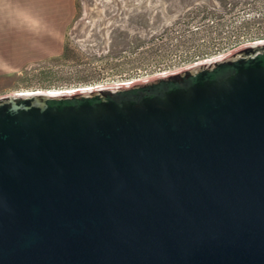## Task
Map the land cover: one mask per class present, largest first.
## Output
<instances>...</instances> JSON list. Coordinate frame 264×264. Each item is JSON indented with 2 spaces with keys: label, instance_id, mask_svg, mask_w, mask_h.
Returning <instances> with one entry per match:
<instances>
[{
  "label": "water",
  "instance_id": "95a60500",
  "mask_svg": "<svg viewBox=\"0 0 264 264\" xmlns=\"http://www.w3.org/2000/svg\"><path fill=\"white\" fill-rule=\"evenodd\" d=\"M0 264H264V43L1 98Z\"/></svg>",
  "mask_w": 264,
  "mask_h": 264
},
{
  "label": "rangeland",
  "instance_id": "374dc122",
  "mask_svg": "<svg viewBox=\"0 0 264 264\" xmlns=\"http://www.w3.org/2000/svg\"><path fill=\"white\" fill-rule=\"evenodd\" d=\"M256 40H264V0H78L61 47L0 70V99L146 81Z\"/></svg>",
  "mask_w": 264,
  "mask_h": 264
},
{
  "label": "crops",
  "instance_id": "0c3cea01",
  "mask_svg": "<svg viewBox=\"0 0 264 264\" xmlns=\"http://www.w3.org/2000/svg\"><path fill=\"white\" fill-rule=\"evenodd\" d=\"M78 0H0V70H20L61 47Z\"/></svg>",
  "mask_w": 264,
  "mask_h": 264
},
{
  "label": "built area",
  "instance_id": "2783aa9c",
  "mask_svg": "<svg viewBox=\"0 0 264 264\" xmlns=\"http://www.w3.org/2000/svg\"><path fill=\"white\" fill-rule=\"evenodd\" d=\"M257 42H255V43H248L246 46H250V45H255V44H261V43H264V40H256ZM241 45H243V43H235L234 45H232L231 46V48H233V49H236V50H238L237 48H239ZM246 46H244V47H246ZM231 48H228V49H231ZM242 47H240L239 49H241ZM236 50H234V51H236ZM234 51H232V52H230V53H228V54H224V55H221V56H218V57H216V58H207V59H203V61H199V62H197V63H195L194 65H198V64H201V63H206V62H211V61H216V60H218V59H222V58H224V57H226L227 55H229V54H231V53H233ZM193 65V66H194ZM190 67H192V66H190ZM189 68V67H188ZM187 69V68H186ZM169 74H173V73H168V74H164V75H160L159 77H161V76H166V75H169ZM150 80V79H149ZM139 82H143V81H136V83H139ZM132 84H135V83H132V82H128V83H122V84H120V85H118V86H128V85H132ZM118 86H116V87H118ZM98 88H107V87H103V86H95V87H91V88H89L88 90H92V89H98Z\"/></svg>",
  "mask_w": 264,
  "mask_h": 264
},
{
  "label": "bare ground",
  "instance_id": "6f19581e",
  "mask_svg": "<svg viewBox=\"0 0 264 264\" xmlns=\"http://www.w3.org/2000/svg\"><path fill=\"white\" fill-rule=\"evenodd\" d=\"M61 93H63V92L51 93V94H61ZM69 93H71V92H69ZM23 95H26V94H23Z\"/></svg>",
  "mask_w": 264,
  "mask_h": 264
}]
</instances>
